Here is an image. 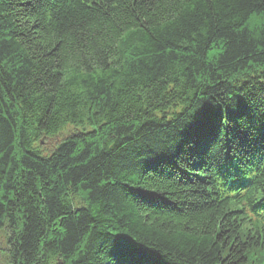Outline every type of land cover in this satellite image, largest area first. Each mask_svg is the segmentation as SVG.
Returning a JSON list of instances; mask_svg holds the SVG:
<instances>
[{"label": "trees", "instance_id": "obj_1", "mask_svg": "<svg viewBox=\"0 0 264 264\" xmlns=\"http://www.w3.org/2000/svg\"><path fill=\"white\" fill-rule=\"evenodd\" d=\"M261 236L264 0H0L5 264H261Z\"/></svg>", "mask_w": 264, "mask_h": 264}, {"label": "rangeland", "instance_id": "obj_2", "mask_svg": "<svg viewBox=\"0 0 264 264\" xmlns=\"http://www.w3.org/2000/svg\"><path fill=\"white\" fill-rule=\"evenodd\" d=\"M69 134V133H68ZM67 135V134H66ZM65 135V136H66ZM61 137V135L59 136V138ZM58 141H52L50 142V144H48L49 146H52L54 144H56ZM2 250H4V244L2 243V241L0 242V264H5L4 263V258L2 257Z\"/></svg>", "mask_w": 264, "mask_h": 264}]
</instances>
